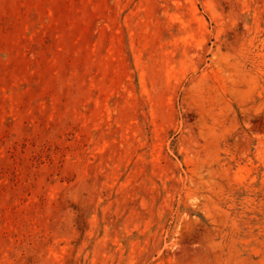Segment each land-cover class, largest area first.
I'll return each mask as SVG.
<instances>
[{"label":"rangeland","instance_id":"1","mask_svg":"<svg viewBox=\"0 0 264 264\" xmlns=\"http://www.w3.org/2000/svg\"><path fill=\"white\" fill-rule=\"evenodd\" d=\"M0 264H264V0H0Z\"/></svg>","mask_w":264,"mask_h":264}]
</instances>
